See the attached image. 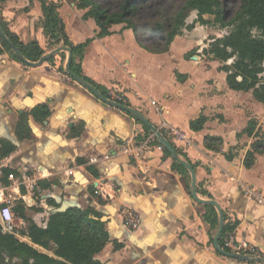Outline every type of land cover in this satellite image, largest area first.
Returning a JSON list of instances; mask_svg holds the SVG:
<instances>
[{
	"label": "crops",
	"instance_id": "1",
	"mask_svg": "<svg viewBox=\"0 0 264 264\" xmlns=\"http://www.w3.org/2000/svg\"><path fill=\"white\" fill-rule=\"evenodd\" d=\"M77 1L61 0L60 16L73 44L90 39L82 59L77 58L83 74L107 91L122 90L128 105L162 132H177L168 135L169 140L180 158L194 167L198 196L220 204L225 224L234 216L236 241L255 246L264 257V206L244 191L247 186L264 192V153L255 154L251 168L244 165L251 145L264 138V106L251 91L230 89L219 61L188 56L195 44L185 33L174 39L168 52L154 53L124 23L113 24L110 34L99 36L96 21L84 18L87 10L79 9ZM43 17L39 0H0L1 23L23 43L37 41L46 54L62 43L50 40ZM52 58L53 62L31 66L10 51L0 54V146L3 141L16 146L10 156L0 158V167L16 174L27 167L32 179L53 182L50 188L31 190L8 179L5 183L3 172L1 181L16 205L22 200L26 215L28 207H38L39 213L29 218L46 224L47 207L55 206L50 199L60 204L66 200L71 207H94L106 218L110 237L95 256L103 264H262L219 253L214 246L218 210L213 206L215 225L205 220L212 205L193 198L191 172L174 166L172 155L166 157L155 147L124 154L123 142L148 136L145 125L75 81H65L61 67L68 59L66 52ZM42 104L50 114L35 118L32 111ZM24 113L33 137L20 139L16 125ZM201 116L204 125L193 130L191 122ZM252 118L258 125L248 136L243 130ZM207 137H220L222 144L207 147ZM94 157L96 163L91 161ZM122 207L141 214L138 231L123 227ZM27 227L28 221L17 216L15 236L54 256L22 234ZM115 242L122 247L116 250Z\"/></svg>",
	"mask_w": 264,
	"mask_h": 264
},
{
	"label": "trees",
	"instance_id": "2",
	"mask_svg": "<svg viewBox=\"0 0 264 264\" xmlns=\"http://www.w3.org/2000/svg\"><path fill=\"white\" fill-rule=\"evenodd\" d=\"M43 10V27L53 43H63L73 50L72 70L82 76L86 81L94 85L105 96L108 91L92 79L85 76L82 67L77 61L82 59L84 50L90 39L78 45L73 44L65 30L64 22L60 16L61 0L49 2L39 0ZM76 1V0H71ZM155 0H113L108 5L99 0H78L77 7L87 10L84 18L92 17L100 28L99 36L110 34V27L113 24L124 23L131 28L139 43L154 53L168 52L171 43L177 36H181L184 30H193L196 24L209 26L213 22L205 15H214V21L221 27H231V30L221 36L210 39L208 46L203 48V54L221 63L219 70L227 74V85L236 91H251L256 101L264 106V0H242L239 10L234 16L228 19L225 5L220 0H172L165 9H159L154 14V21H139V15L143 9ZM197 11V18L191 24L186 23L190 11ZM2 27L10 40L20 49L24 57L30 61H38L44 54V50L37 41L23 43L20 38L12 33L5 23ZM152 32L146 35V32ZM0 54L5 50L10 51L13 57L19 60L8 43L0 37ZM189 56V55H188ZM50 58L48 61H52ZM53 62V61H52ZM63 70V67H61ZM178 78L182 76L178 74ZM32 114L35 118L45 119L50 114V108L46 104L36 107ZM138 120V119H137ZM203 116L191 122L193 130H199L205 123ZM28 114L20 116L16 125L18 138H32L28 126ZM258 122L252 118L248 126L243 130L244 134L252 136L256 133ZM146 136L151 133L146 126ZM75 132V129H73ZM78 134V133H76ZM163 134L169 139L166 132ZM220 137H207L206 146H220ZM16 146L8 141H3L0 146V158L10 156ZM264 153V138L260 137L246 153L244 165L251 168L255 164V154ZM166 157L171 156L167 149H164ZM229 157V156H228ZM174 166L184 167L174 161ZM4 182L8 183L7 176L12 169L4 168ZM98 174L97 171H94ZM53 182L40 180L38 185L43 188H50ZM25 192V189H23ZM96 195L95 191H92ZM51 205L59 206L60 203L48 200ZM43 210V209H39ZM26 207L20 200L15 208L16 215L28 221V227L22 234L48 251L54 256L39 251L32 245L19 240L14 234L2 232L0 226V254L6 253L10 258L18 259L15 264H103L95 256L101 252L110 241L106 229V222L102 220V213L92 206L81 208L70 207L64 212L52 213L49 215L46 224L38 223L29 218ZM205 220L215 225L217 213L213 206H209V212L204 216ZM235 225L226 223L220 239L223 244V236L227 230L234 229ZM122 244L115 242L114 248L120 249Z\"/></svg>",
	"mask_w": 264,
	"mask_h": 264
},
{
	"label": "built area",
	"instance_id": "3",
	"mask_svg": "<svg viewBox=\"0 0 264 264\" xmlns=\"http://www.w3.org/2000/svg\"><path fill=\"white\" fill-rule=\"evenodd\" d=\"M62 75L65 81L74 82L73 78L64 70H62ZM108 98L128 105L127 95L118 88H111L108 91ZM170 134H177V132H169ZM155 147L159 151H164L165 147L157 140L156 136L153 133H150L147 137L141 140H132L128 139L121 145V150L126 155H132L134 151L143 152L147 148ZM138 153V154H139ZM91 161L96 163L97 158H91ZM3 176L2 167H0V226L2 232L14 234L16 233L17 228V215L15 212L16 203L15 199L8 194L7 185L2 183L1 177ZM7 179L11 183L18 185H26L31 190L40 191L41 188L38 185L36 178L31 177L30 171L27 167H24L18 174L11 172L7 176ZM245 193L249 196L250 199H253L260 205L264 206V192L254 189L253 187H244ZM121 223L123 227L131 232L138 231L142 226V217L139 212L131 207H122L120 209ZM228 223L231 225L236 224L234 216L228 218ZM222 248L238 254L244 255H258L261 256V252L253 245L246 243L244 241L238 242L235 238V231L227 230L223 236Z\"/></svg>",
	"mask_w": 264,
	"mask_h": 264
},
{
	"label": "water",
	"instance_id": "4",
	"mask_svg": "<svg viewBox=\"0 0 264 264\" xmlns=\"http://www.w3.org/2000/svg\"><path fill=\"white\" fill-rule=\"evenodd\" d=\"M0 37L8 43L9 47L15 52V54L18 56V58L22 62H24L27 65H31V66H39V65L43 64L44 62L48 61L50 58H52L57 53L62 52V51L66 52L68 55V59H67V62L65 64V71L73 78V80L76 83H78L81 86H83L84 88L88 89L91 93H93L102 102H104L110 106H113L115 108L126 111V112L130 113L131 115L135 116L141 123H143L146 127H148L150 129L151 133H153L156 136L159 143L164 145L165 149H167L170 152L172 157L179 164L186 167L191 172V175H192L191 194H192L193 198L202 204L212 205V206L216 207L218 210V213H219V226H218L217 232L214 236V246L217 249V251L219 253H221L222 255L228 256V257L233 258V259H237V260H241V261H245V262H257V263L264 264V257L263 256H258V255L249 256V255H244V254H238V253H233V252H230V251L222 248V246L220 244V239L222 237V233H223L224 226H225L224 211L222 210L220 204L217 201L212 200V199H201L198 196L197 187H196V172H195L194 167L189 162H187L186 160L180 158L179 152L176 149V147L173 145V143L163 134V132L158 127L153 125L140 111L131 107L130 105L119 103L117 101H114V100L108 98L100 90H98L94 85H92L91 83L86 81L82 76L76 74L72 70L73 50L70 46L62 43L53 51L44 54L38 61H30L24 57V55L22 54L20 49L7 36V34L5 33V31L2 27L1 19H0ZM70 207H71L70 203L66 200L62 201L59 206H56V207L55 206H48L47 207V216L49 217V215L52 213L64 212L67 209H69ZM102 220L106 221V218L102 217Z\"/></svg>",
	"mask_w": 264,
	"mask_h": 264
},
{
	"label": "rangeland",
	"instance_id": "5",
	"mask_svg": "<svg viewBox=\"0 0 264 264\" xmlns=\"http://www.w3.org/2000/svg\"><path fill=\"white\" fill-rule=\"evenodd\" d=\"M101 3L108 5V3H112L113 0H99ZM172 0H155L151 6H147L143 11H141L139 15V21H147V22H153L155 19L153 12L159 10V9H165L167 4ZM185 1V0H182ZM224 3L225 8L227 10L228 19H230L232 16L236 14V12L239 10L242 0H220ZM197 18V11L192 10L188 14V17L186 19L187 24L193 23V21ZM205 18L211 20L213 23L209 26L206 25H200L196 24L195 29L193 30H184V33L187 38H189L191 41H193V44L195 46L191 49L189 52V56H192V58H196L199 60V57L205 58L206 62L210 61V58L208 56L203 54V48L208 46V43L211 38L213 37H221L225 34H227L231 27H221L220 24L216 21H214V15H205ZM152 32L147 31L146 35H151ZM208 65V64H206ZM63 70L65 71V67H63ZM38 207L34 205L33 207L27 209V215L29 217H32L35 213H39L37 211ZM52 252V251H49ZM53 254V252H52ZM19 260L10 258L6 253L0 254V264H15Z\"/></svg>",
	"mask_w": 264,
	"mask_h": 264
}]
</instances>
